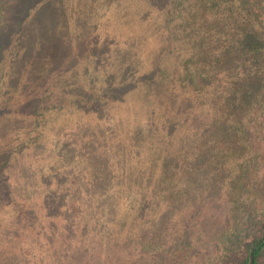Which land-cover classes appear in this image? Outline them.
I'll list each match as a JSON object with an SVG mask.
<instances>
[{"label":"trees","instance_id":"1","mask_svg":"<svg viewBox=\"0 0 264 264\" xmlns=\"http://www.w3.org/2000/svg\"><path fill=\"white\" fill-rule=\"evenodd\" d=\"M4 3L0 18L21 7L24 19L56 16L62 50L91 51L59 76L74 136L67 129L45 150L47 120L27 114L36 126L0 158V264L128 251L158 264H264V0ZM107 16L132 37L133 63L109 66L98 52L92 31ZM117 37L113 27L106 43Z\"/></svg>","mask_w":264,"mask_h":264},{"label":"rangeland","instance_id":"2","mask_svg":"<svg viewBox=\"0 0 264 264\" xmlns=\"http://www.w3.org/2000/svg\"><path fill=\"white\" fill-rule=\"evenodd\" d=\"M4 1L0 0V9L6 6ZM20 11L21 13L14 19L0 18V158L6 157L5 151L8 154L11 153L13 147L19 145L24 139H28L27 129L36 126V123L32 125L33 121L30 117L27 118V114L38 116L39 123H42L43 119L47 120L45 125L50 128L47 130L45 138L42 139L45 150L49 149L48 144L51 137L55 135L64 133L69 137L72 133L74 136L76 122L71 118L75 113H69L68 109H58L59 106H57V100L61 96L59 93H62V91L59 92V80L61 79L59 76L64 70L72 69L75 62L80 61L85 54L91 51L89 46L77 47L72 53H68L66 49L62 50L59 36L63 33L64 25L57 21L54 24L55 15V17L50 16L51 22H47L44 12L40 13V16L28 20L23 18L27 14L26 9L21 7ZM96 17L94 13L88 19L79 17L74 31L83 34L87 30V27L85 31L83 30L86 21ZM111 19V16H107L104 20H100V25L96 24L92 33L101 35L99 42L104 50L98 52L106 51L108 53L106 58L111 55L112 61L109 66H115L117 61H125L129 58L124 54L126 48H132L135 44L132 37L122 30V26L116 21L112 22ZM113 27L117 28L118 37L116 43L110 46L106 41H109ZM48 32L51 39H46ZM30 46H34L38 51L39 58L37 60L32 59ZM129 60L133 63L131 57ZM50 64H53L52 68H49ZM62 68L64 69L61 70ZM55 73H57L56 76ZM90 77H98V75H88L84 77L83 81L85 83L92 82ZM62 80H66L63 85L69 87L67 83L71 80H67L65 77ZM65 92L72 93L73 91L68 88ZM49 107H55V110L53 111ZM46 114L48 115L44 117ZM102 120L110 124L109 118L103 117ZM64 129L65 131H63ZM67 129L71 131L69 135L66 133ZM26 159L27 157H22L17 161V172L22 169L21 165ZM69 162L71 165L75 164L74 160ZM126 249H132V246ZM86 260L79 256L76 263L83 264ZM89 260L91 264H110L111 261H121L122 264H154L155 262L151 255L137 251L135 253L124 252L121 258L116 257V259L100 257L94 260L89 258Z\"/></svg>","mask_w":264,"mask_h":264},{"label":"water","instance_id":"3","mask_svg":"<svg viewBox=\"0 0 264 264\" xmlns=\"http://www.w3.org/2000/svg\"><path fill=\"white\" fill-rule=\"evenodd\" d=\"M249 262H251V258H250V261Z\"/></svg>","mask_w":264,"mask_h":264}]
</instances>
